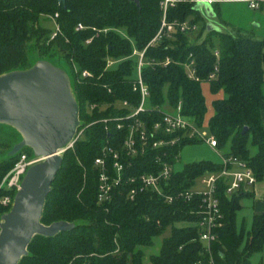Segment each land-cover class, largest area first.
<instances>
[{"label":"trees","instance_id":"trees-1","mask_svg":"<svg viewBox=\"0 0 264 264\" xmlns=\"http://www.w3.org/2000/svg\"><path fill=\"white\" fill-rule=\"evenodd\" d=\"M162 1L65 0L60 4L58 0H0V75L27 69L40 59L49 60L70 75L81 121L96 122L85 129L74 150L64 154L44 206L45 225L67 221L75 227L52 237L35 236L28 247L29 254L19 264H143L144 250L152 247L154 238L168 228L170 233L164 237L159 252L149 256L152 264H209L210 256L215 264H249L251 256L263 250L264 213L253 215L250 228L238 225L241 200L251 192L242 187L229 196L228 181L223 178L218 182L217 196L224 225L215 231L217 240L211 243L210 253L200 239L198 217L192 213L197 205L190 201L168 203L153 192L140 193L131 200L125 195V182L114 188L111 200H98L100 168L95 159L107 144L120 147L127 133L117 130L115 122H109L106 130L107 124L101 121L115 117L118 109L97 108L90 114L87 105L113 104L124 99L137 102L131 84L134 58L130 56L134 49H145L160 30ZM219 1L214 0L213 6L221 17ZM195 4L194 0H175L167 8L166 20L185 22L191 18L188 22L196 26L201 22V31L207 30L205 16L195 9ZM42 17L58 24L59 32L54 37L53 30L41 25ZM79 24L84 28L77 30ZM192 32H176L147 48V59L172 60L167 66L144 68L143 77L151 93L149 105L174 107L182 101L183 112L203 126L208 108L202 82H209L213 95L224 93L213 100L209 122L217 149L224 157L246 162L256 180L262 181L264 39L242 32L211 30L202 41H193L189 36ZM190 57L200 81L189 79L185 72L184 63ZM107 58L123 60L106 69ZM74 65L91 71L93 76L78 81ZM215 65L216 78L210 80ZM142 118L152 123L161 120L162 115L153 112ZM20 139L14 128L0 124V182L17 159V155L9 157L7 153ZM199 141L186 139L174 146L170 161L175 164V155L179 157L184 145ZM152 159L151 154L137 157L138 169L132 173L148 171ZM221 168V163L208 160L187 164L172 176L168 193L189 190L197 178ZM9 210L0 206V221Z\"/></svg>","mask_w":264,"mask_h":264},{"label":"built area","instance_id":"built-area-1","mask_svg":"<svg viewBox=\"0 0 264 264\" xmlns=\"http://www.w3.org/2000/svg\"><path fill=\"white\" fill-rule=\"evenodd\" d=\"M174 2L175 0H163L161 2L164 15L160 30L145 49H134L130 56V58H134V76L131 84L133 92L137 94V102L133 103L129 99H124L113 104L90 103L87 105V112L90 114L97 108L100 111L110 106L118 109L119 113L115 117L103 118L101 121L107 124L106 130H109V122H115L117 130H125L127 133L120 147L115 148L113 145L107 144L95 159V164L100 168L98 200L101 203L111 200L114 188L125 182V195L131 200H134L140 193L153 192L163 196L168 203L181 199L190 201L193 205H197L192 213L198 217L196 224L199 227L200 239L206 244L210 253L211 243L217 240L215 231L224 225V214L217 196L219 180L223 178L228 181L226 193L229 196L237 193L242 187L245 190L255 186L257 180L246 162L221 155L222 168L220 171L207 172L195 180V184L199 180L203 189L195 188L194 185L189 190L176 189L172 190V193H168L171 190L167 188V185H169L175 173L174 163L170 161L174 146L181 144L183 140L189 139L201 140L210 147L217 148L216 138L201 130L205 125L199 126L195 118L183 112L182 101H179L174 107L170 105L164 107L149 105L151 93L143 77L144 68L156 64L167 66L172 60L167 58L165 61L157 62L154 59H147V48L164 37H172L176 32H189L197 29L196 25L188 21L168 22L166 20L167 8ZM209 2L213 3L214 0H209ZM249 5L251 8H258L259 1L250 0ZM83 28L82 24L77 26V30ZM58 32L59 26L55 23L52 37ZM91 40L92 38L87 40V43ZM214 54L219 58L218 50H215ZM122 60L107 58L106 69L112 68ZM184 68L189 79L200 81L194 59L190 57L184 63ZM73 70L78 75V81L93 76L91 71L79 70L76 65L73 66ZM217 71L218 66L215 65L214 72L209 76L210 80L216 78ZM206 83L209 84V82H202V85ZM107 88L109 92H112L110 87ZM153 112L160 113L162 115L161 120L149 123L142 118L143 115H151ZM93 123L96 122L85 123L80 119V125L75 135L65 147L59 150V154L64 155L67 151L74 150L77 142L83 137L85 129ZM147 154L153 156L148 171L132 173L138 169L136 158ZM178 158V155H175V159ZM43 159V157L25 150L17 155L14 165L0 182V206L11 209L26 172L31 166L43 161ZM209 264H215L211 256Z\"/></svg>","mask_w":264,"mask_h":264},{"label":"water","instance_id":"water-1","mask_svg":"<svg viewBox=\"0 0 264 264\" xmlns=\"http://www.w3.org/2000/svg\"><path fill=\"white\" fill-rule=\"evenodd\" d=\"M194 1L196 10L215 16L209 0ZM207 29L211 27L207 25ZM0 124L11 126L21 137L7 156L30 149L44 158L28 169L13 206L0 221V264H19L29 254L28 247L35 236L52 237L75 227L67 221L50 225L42 222L47 196L64 160L59 150L80 125L79 104L68 72L40 59L27 69L1 74Z\"/></svg>","mask_w":264,"mask_h":264},{"label":"rangeland","instance_id":"rangeland-1","mask_svg":"<svg viewBox=\"0 0 264 264\" xmlns=\"http://www.w3.org/2000/svg\"><path fill=\"white\" fill-rule=\"evenodd\" d=\"M242 9L240 10V15L237 14V17L234 19L235 22L239 23H248L250 21L252 14L256 13V9H251V11H248L246 9L245 5L240 4ZM222 10L224 11V7L222 6ZM225 14V12H223ZM233 15V13H232ZM224 15H222L223 18ZM235 17V15L233 16ZM188 21H191V18L188 19ZM41 25L47 29L50 30H55V22L53 19L48 18V17H42L40 21ZM202 23L200 22L197 25V29L193 31L192 33H189L190 38H192L193 41H202L204 38H206L207 35V30L201 31L202 29ZM197 37V38H195ZM31 58H36L35 54H30ZM205 84H203V87ZM206 87V86H205ZM211 95V94H210ZM212 96V95H211ZM213 98V97H212ZM209 100V99H208ZM207 121L205 120L204 125L201 130L204 132H207L210 134V129H209V115L213 113V106L211 101H208L207 104ZM13 147V146H12ZM1 150H5V148H1ZM8 150V149H7ZM203 160H208L214 163H221V152L217 148H212L208 144H206L204 141H199L195 143H189L184 145L181 148L179 158L176 160L174 164V169L175 172H181L183 171L185 165L203 161ZM195 188L198 189H203L202 185H200L199 180H197L195 184ZM242 208L239 210L237 214V221L238 225L245 224L247 228H250L252 218H253V206H252V201H250L248 198L244 197L241 200ZM170 230L169 228L166 230V232L158 237L154 238V244L152 247L146 248L144 250V258H143V264H152L150 261L149 256L151 254H157L161 248L162 242L164 237L169 235ZM249 264H264V247L261 252L254 253L251 258Z\"/></svg>","mask_w":264,"mask_h":264},{"label":"crops","instance_id":"crops-1","mask_svg":"<svg viewBox=\"0 0 264 264\" xmlns=\"http://www.w3.org/2000/svg\"><path fill=\"white\" fill-rule=\"evenodd\" d=\"M249 1L250 0H220L218 6L220 7L221 17H218L217 13L215 12V7L213 6L215 16H207L204 13L207 25L211 27V30H216L215 28H218L219 29L218 31L229 32L233 34L237 32H242V33L250 34L258 39L263 40L264 39V0H258L259 1L258 8H251L249 5ZM240 4L245 5L248 11H251V9H256V13L250 15L251 19L250 21H248V23L242 24L239 22H235L234 20L237 17V14L240 15V10L242 9ZM222 6L224 7V11L222 10ZM223 12H225V14H223ZM222 15H224L223 18ZM234 15L235 17H233ZM211 30L207 29L208 32ZM205 86L203 87L202 85V89L207 104L208 101H211V103H213V100L215 98H222L224 96V93L222 91L219 92L217 95H213L210 92L209 84L206 83ZM262 91L264 93V85L262 87ZM212 115L213 113L209 115L210 116L209 119L212 117ZM262 117L264 121V114L262 115ZM206 118H207V114L205 117V120L207 121ZM245 191L251 192V195L246 196V198L252 201L253 212H254L253 214L264 213V179L262 181H257L255 186L246 188Z\"/></svg>","mask_w":264,"mask_h":264}]
</instances>
